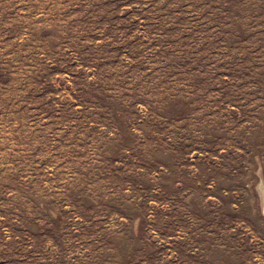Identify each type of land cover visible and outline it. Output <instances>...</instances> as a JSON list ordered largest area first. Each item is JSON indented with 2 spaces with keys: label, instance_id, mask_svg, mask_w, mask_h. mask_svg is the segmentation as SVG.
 Wrapping results in <instances>:
<instances>
[{
  "label": "rangeland",
  "instance_id": "rangeland-1",
  "mask_svg": "<svg viewBox=\"0 0 264 264\" xmlns=\"http://www.w3.org/2000/svg\"><path fill=\"white\" fill-rule=\"evenodd\" d=\"M0 264H264V0H0Z\"/></svg>",
  "mask_w": 264,
  "mask_h": 264
}]
</instances>
